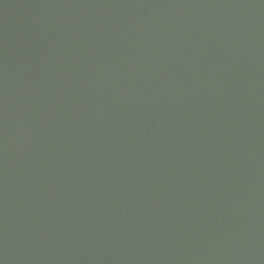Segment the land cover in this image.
Returning <instances> with one entry per match:
<instances>
[{"label":"water","instance_id":"water-1","mask_svg":"<svg viewBox=\"0 0 264 264\" xmlns=\"http://www.w3.org/2000/svg\"><path fill=\"white\" fill-rule=\"evenodd\" d=\"M0 264H264V0H0Z\"/></svg>","mask_w":264,"mask_h":264}]
</instances>
